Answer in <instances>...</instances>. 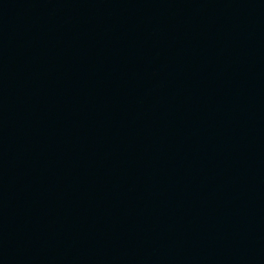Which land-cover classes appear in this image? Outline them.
Masks as SVG:
<instances>
[{
    "label": "water",
    "instance_id": "water-1",
    "mask_svg": "<svg viewBox=\"0 0 264 264\" xmlns=\"http://www.w3.org/2000/svg\"><path fill=\"white\" fill-rule=\"evenodd\" d=\"M0 264H264V0H0Z\"/></svg>",
    "mask_w": 264,
    "mask_h": 264
}]
</instances>
